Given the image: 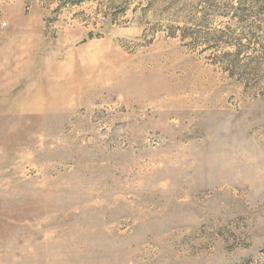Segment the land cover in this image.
<instances>
[{"label":"rangeland","instance_id":"1","mask_svg":"<svg viewBox=\"0 0 264 264\" xmlns=\"http://www.w3.org/2000/svg\"><path fill=\"white\" fill-rule=\"evenodd\" d=\"M201 3L0 0V264H264V62L183 40Z\"/></svg>","mask_w":264,"mask_h":264},{"label":"trees","instance_id":"2","mask_svg":"<svg viewBox=\"0 0 264 264\" xmlns=\"http://www.w3.org/2000/svg\"><path fill=\"white\" fill-rule=\"evenodd\" d=\"M199 1L202 2L201 4H203L201 8L207 9L208 12L206 13L204 12L206 14L204 15L202 11H197L199 13V16L191 19L190 21L191 23H189L188 25L189 27L186 25H183V40L189 39L191 44L193 43V46L202 44L204 42V43H207L208 48H211L213 50H216V44L218 42L222 44L230 45L233 48V50L224 51L216 59H213V62L221 66L232 77L237 76L241 78L242 76H245L246 74L261 73L262 68L259 67L258 65H261L262 57H260V64L256 62H248L244 64L246 67L243 64H241V60L239 58H240L241 52L246 48L244 45L241 44L242 37L240 36L238 38L232 37L233 41H230L231 35L228 36L227 34H225L224 30L210 28L209 26L206 27L205 29L204 22L208 24L207 14L213 13L215 10H217L216 8L219 6L221 2H223V0H199ZM233 1L234 0H225L223 4L225 6H229L231 5ZM237 2L239 5H244L246 7L250 6L252 8L251 9L248 7V8L241 9V13H240L242 16L240 18L241 23L245 22L247 20L246 19L247 17L254 16L253 14L256 13L254 11L255 10L254 7L260 6L262 8L264 6V0H237ZM245 10H247V12H244ZM261 12H264V11L261 10ZM211 15H214V14H211ZM246 27H248V30H250L249 33L247 34L248 39L255 38V35L259 30L264 31V29L260 26L258 27L246 26ZM263 49L264 47L262 48V51L264 53ZM263 60H264V56H263ZM247 64H258V65L250 67V66H247Z\"/></svg>","mask_w":264,"mask_h":264}]
</instances>
